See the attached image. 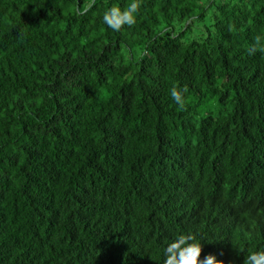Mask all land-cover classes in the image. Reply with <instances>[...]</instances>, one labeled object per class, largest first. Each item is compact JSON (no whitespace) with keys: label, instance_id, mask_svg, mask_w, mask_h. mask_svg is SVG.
I'll return each instance as SVG.
<instances>
[{"label":"trees","instance_id":"trees-1","mask_svg":"<svg viewBox=\"0 0 264 264\" xmlns=\"http://www.w3.org/2000/svg\"><path fill=\"white\" fill-rule=\"evenodd\" d=\"M129 3L0 0V264L264 250V0Z\"/></svg>","mask_w":264,"mask_h":264},{"label":"clouds","instance_id":"clouds-1","mask_svg":"<svg viewBox=\"0 0 264 264\" xmlns=\"http://www.w3.org/2000/svg\"><path fill=\"white\" fill-rule=\"evenodd\" d=\"M140 7V0H131V3L123 9L113 6L104 12L103 21L113 31H120L124 26L132 27L136 23ZM247 51L250 56L257 52L264 54V38L257 35ZM187 90V86L181 89L177 85H173L170 89L169 94L172 100L182 110L185 108L184 94ZM201 252L202 245L196 241L192 234L181 233L165 247L163 264H225L223 260L217 259L213 254L207 255L201 260ZM244 264H264V250L251 252L245 258Z\"/></svg>","mask_w":264,"mask_h":264},{"label":"rangeland","instance_id":"rangeland-1","mask_svg":"<svg viewBox=\"0 0 264 264\" xmlns=\"http://www.w3.org/2000/svg\"><path fill=\"white\" fill-rule=\"evenodd\" d=\"M216 1H218V0H216Z\"/></svg>","mask_w":264,"mask_h":264}]
</instances>
